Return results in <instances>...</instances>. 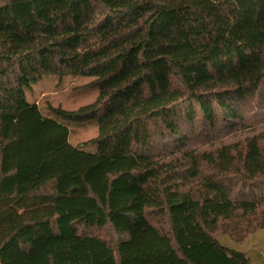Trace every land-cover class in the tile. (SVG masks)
Listing matches in <instances>:
<instances>
[{
	"label": "trees",
	"instance_id": "16d2710c",
	"mask_svg": "<svg viewBox=\"0 0 264 264\" xmlns=\"http://www.w3.org/2000/svg\"><path fill=\"white\" fill-rule=\"evenodd\" d=\"M49 76L99 95L45 114ZM260 124L264 0H0V264H123L142 220L180 264H253L222 236L264 228V129L199 145Z\"/></svg>",
	"mask_w": 264,
	"mask_h": 264
},
{
	"label": "rangeland",
	"instance_id": "374dc122",
	"mask_svg": "<svg viewBox=\"0 0 264 264\" xmlns=\"http://www.w3.org/2000/svg\"><path fill=\"white\" fill-rule=\"evenodd\" d=\"M91 79L92 77L89 76H65L62 79L49 76L33 85L27 92V98L29 101L37 103L45 114H48L47 106L49 105L71 110L78 109L93 102L99 95L98 89L86 87ZM263 129L264 124L240 129L203 146L199 145V147L205 149L211 145L234 142ZM98 133L99 127L95 120L71 125L69 141L73 145H83L86 141L96 137ZM126 203L125 199L113 200L112 206L117 207ZM143 203V200H139L132 209L140 213ZM262 211H264V207L260 209V212ZM257 215L256 217L259 218L264 216L261 213ZM115 217L119 218L120 216L116 215ZM240 222L239 218L232 220L226 224L225 231L229 232L235 227L236 231L240 230L238 233L241 232V238L236 240L234 236L223 234V241L230 246L246 251L253 258V264H264V228L245 232V228L240 225ZM132 231H134V239L125 250L123 264H180L174 259L168 242L157 236L145 220L134 226Z\"/></svg>",
	"mask_w": 264,
	"mask_h": 264
}]
</instances>
